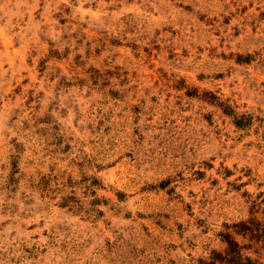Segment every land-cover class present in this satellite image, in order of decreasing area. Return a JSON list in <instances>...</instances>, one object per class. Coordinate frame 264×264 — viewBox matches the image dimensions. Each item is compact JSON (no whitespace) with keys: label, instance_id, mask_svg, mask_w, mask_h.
I'll list each match as a JSON object with an SVG mask.
<instances>
[{"label":"rangeland","instance_id":"obj_1","mask_svg":"<svg viewBox=\"0 0 264 264\" xmlns=\"http://www.w3.org/2000/svg\"><path fill=\"white\" fill-rule=\"evenodd\" d=\"M0 264H264V0H0Z\"/></svg>","mask_w":264,"mask_h":264}]
</instances>
